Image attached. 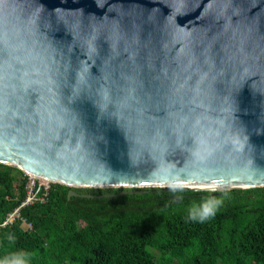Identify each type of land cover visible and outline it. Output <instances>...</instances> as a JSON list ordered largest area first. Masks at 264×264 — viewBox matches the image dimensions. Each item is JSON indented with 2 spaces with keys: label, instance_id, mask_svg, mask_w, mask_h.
<instances>
[{
  "label": "water",
  "instance_id": "water-1",
  "mask_svg": "<svg viewBox=\"0 0 264 264\" xmlns=\"http://www.w3.org/2000/svg\"><path fill=\"white\" fill-rule=\"evenodd\" d=\"M0 164L69 200L264 188V0H0Z\"/></svg>",
  "mask_w": 264,
  "mask_h": 264
},
{
  "label": "trees",
  "instance_id": "trees-1",
  "mask_svg": "<svg viewBox=\"0 0 264 264\" xmlns=\"http://www.w3.org/2000/svg\"><path fill=\"white\" fill-rule=\"evenodd\" d=\"M28 183L0 164V225L25 202ZM50 187L43 204L22 210L31 231L21 222L0 228V264H264V188L69 200L71 189Z\"/></svg>",
  "mask_w": 264,
  "mask_h": 264
},
{
  "label": "built area",
  "instance_id": "built-area-1",
  "mask_svg": "<svg viewBox=\"0 0 264 264\" xmlns=\"http://www.w3.org/2000/svg\"><path fill=\"white\" fill-rule=\"evenodd\" d=\"M31 179V178H30ZM28 183V186L26 188L27 190V198L25 202L21 205L20 208H18L16 211H14L11 215L8 216V218L4 221L2 225H0V228H5L8 226H13L17 222H21L24 226L28 228V230H32L33 226L30 224L25 218L22 217L21 213L22 210H24L27 207L36 205L38 203L43 204L45 202V197H47L48 192L51 189V184H49V187H43L42 184H38L39 180L32 179ZM45 191L44 197H40L41 190Z\"/></svg>",
  "mask_w": 264,
  "mask_h": 264
},
{
  "label": "clouds",
  "instance_id": "clouds-1",
  "mask_svg": "<svg viewBox=\"0 0 264 264\" xmlns=\"http://www.w3.org/2000/svg\"><path fill=\"white\" fill-rule=\"evenodd\" d=\"M28 177V176H27ZM213 212V208L211 206V202H206L204 205H203V209H202V216L203 217H207L209 215H211ZM14 264H20L19 261H16L14 262Z\"/></svg>",
  "mask_w": 264,
  "mask_h": 264
},
{
  "label": "bare ground",
  "instance_id": "bare-ground-1",
  "mask_svg": "<svg viewBox=\"0 0 264 264\" xmlns=\"http://www.w3.org/2000/svg\"><path fill=\"white\" fill-rule=\"evenodd\" d=\"M5 164H9V163H5ZM9 165H14V164H9ZM28 175V174H27ZM29 178L31 179H35V180H42V181H45L44 179H39V178H36V177H33V176H30L28 175ZM47 182V181H45ZM49 182V181H48ZM141 188H147V187H141ZM188 188H194V189H198V188H201V187H188ZM90 189H102V188H90ZM104 189H109V188H104ZM118 189V188H117ZM202 189H215V190H222V189H216V188H202Z\"/></svg>",
  "mask_w": 264,
  "mask_h": 264
},
{
  "label": "rangeland",
  "instance_id": "rangeland-1",
  "mask_svg": "<svg viewBox=\"0 0 264 264\" xmlns=\"http://www.w3.org/2000/svg\"><path fill=\"white\" fill-rule=\"evenodd\" d=\"M31 180V182H33V180L32 179H30L29 178V181ZM38 184H42L43 185V187H49L50 185H49V183L48 182H45V181H42V180H39L38 181ZM153 252V251H152ZM174 264H181L180 262H175Z\"/></svg>",
  "mask_w": 264,
  "mask_h": 264
}]
</instances>
